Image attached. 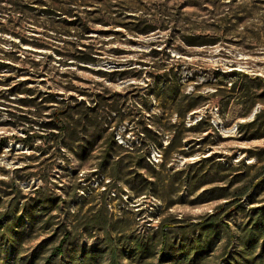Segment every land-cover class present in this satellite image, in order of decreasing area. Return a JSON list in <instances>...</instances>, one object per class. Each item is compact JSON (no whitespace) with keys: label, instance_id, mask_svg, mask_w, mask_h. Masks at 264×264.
I'll use <instances>...</instances> for the list:
<instances>
[{"label":"rangeland","instance_id":"obj_1","mask_svg":"<svg viewBox=\"0 0 264 264\" xmlns=\"http://www.w3.org/2000/svg\"><path fill=\"white\" fill-rule=\"evenodd\" d=\"M19 1L30 7L19 8L12 0H0V61L8 63L0 69V138H4L0 145V188L8 190L16 184L22 194H28L43 186L65 200L68 207L64 209L60 202L52 214L57 222L65 223L71 230L79 249L93 251L96 264H109L101 252L107 247L105 231L102 227H88L86 218L104 202L106 214L111 218L107 231L121 250L118 264H157L162 225H167L170 244L166 249L169 259L162 264H217L226 249L224 233L219 232V240L213 237L210 251L203 255V250L202 257L193 263L180 256L177 245L184 241L195 244L196 232L189 228L180 230L176 225L206 217L220 200L194 203L197 193H185L181 187L165 192V199L155 198L148 191L144 194L130 191L124 182L139 183L149 173L135 166L127 156L119 165L121 178L118 180L97 173L99 159L93 154L100 151L99 142L88 158H76L70 148L57 145L49 130L35 125L32 131L42 138H34L30 148L18 140L25 137L15 108L16 98L21 95H7L12 84L21 80L42 92H56L57 98L64 100L75 97L89 101L90 96L82 95L83 92L102 91L104 87L120 93L124 119L110 120L108 130L126 150L135 154L147 152L145 160L160 170V180L166 181L173 169L200 156L212 155L233 164L240 159L246 164L256 163L244 151L264 149V138L243 139L237 126L250 120L263 105L257 103L250 112H245L235 102L225 104L230 83L221 74L236 70L264 79V0ZM54 8L58 9L56 14L59 10L61 14L40 15L43 10ZM71 21L74 24L70 26L67 23ZM193 36L199 37L195 41L206 44L189 45L188 40ZM84 43L95 49V62H78L71 56L76 54L75 45L80 47ZM168 66L181 78L182 90L206 96L187 114L184 124L187 126L201 118L200 127L210 123L211 128L204 132H185L178 128L188 140L182 148L193 154L184 157L174 153L171 159L163 161L153 143L141 144L138 118L145 113L143 118L150 123L144 105L157 111V102L149 101L145 88L152 82L150 73ZM101 70L118 71L109 80L96 72ZM38 118L42 122L50 119L49 115ZM174 119L171 117V121ZM161 137L165 145L168 135L163 133ZM80 143L73 144V149H80L77 146ZM177 176L172 178L177 180ZM114 185L117 186L112 188ZM173 185L179 187L176 183ZM108 187L111 189L107 190ZM250 195L264 199V190L252 191ZM7 199L3 198L4 203ZM166 199L174 203L168 205ZM242 201L246 202V198ZM245 212L246 208L244 211L231 209L223 215L233 234L243 223ZM38 230L35 227L32 238L19 246L21 252L12 257L14 261L9 259L11 242L5 240L6 233L0 232V264L7 259L11 263L6 264H43L49 253L48 243L44 241L41 246L39 243L47 232L35 237ZM201 243L204 245L205 241ZM24 259L28 262H23Z\"/></svg>","mask_w":264,"mask_h":264},{"label":"trees","instance_id":"obj_2","mask_svg":"<svg viewBox=\"0 0 264 264\" xmlns=\"http://www.w3.org/2000/svg\"><path fill=\"white\" fill-rule=\"evenodd\" d=\"M12 4L19 8H22L21 6L30 7V5H22L19 0H12ZM52 10H43L40 15L52 17L58 9ZM58 14H61L60 10ZM67 24L71 26L74 23L71 21ZM14 36L22 43H27L18 35ZM197 38L199 37L193 36L188 40V44H206L204 41H195ZM79 46L75 45L76 54L71 56L78 62H95L96 59L93 55L95 49L85 43L79 44ZM7 66L8 63L0 61V69ZM117 71L101 70L96 72L101 77L113 80V74ZM221 75L222 78H227L230 83L226 88L229 94L225 104L230 101L235 102L241 105L245 112H250L257 103L263 105L250 120L238 124L240 136L243 139L264 138V79L259 75L251 76L236 70ZM150 76H152V82L146 85L145 94L148 99L150 98L149 101L157 102V111H151L150 105H144V109L148 113L147 119L150 117L151 120L150 123L145 121L146 119L143 118L145 113L140 115L141 119L138 118L142 132L141 144L147 146L149 143H153L160 150L163 161L171 159L174 153L184 157L191 156L193 151L186 152L182 148L188 142L183 131L204 132L211 128V124L207 123L204 127H200L203 123L200 118L186 126L184 124L185 117L195 110L206 96L182 90L181 78L171 66L163 67L156 73L152 72ZM9 95H21L16 98L15 102L18 105L15 108L18 110L16 113L18 124L22 126L25 137L18 140L30 148L35 141L34 138L41 137L32 131L35 125L41 130H49L51 135H54L53 140L57 145L64 149L70 148L76 158H88L90 154H93L96 144L99 142L100 151L96 155L93 154L99 159V167L95 170L97 173L118 180L121 178L119 165L124 161L125 156L135 166L145 169L149 173L139 183L134 180L124 182V187L130 191L137 194H144V191H148L155 198L165 199V195H163L165 192L178 190L181 187L184 188L185 193H197L194 203L220 200L221 202L215 205L214 211L206 217L198 221L176 225L180 230L189 228L192 232H196L195 244L192 243L193 241L178 243L177 248L181 251L180 256L190 259L193 263L197 262L202 257L203 250H205L203 255L210 251L212 238L219 240V232H222L225 234L226 249L217 264H264V199L258 200L255 196L250 195L252 191L264 190V149H246L244 151L248 157L256 161L253 164H246L243 159L233 164L212 155L200 156L178 169H173L166 181L160 180V170L145 160V157L148 156L147 152L146 154H135L126 150L122 144L117 142L113 132L108 130L110 120L124 119L120 93L110 92L104 87L102 91L83 92L82 95L90 96L89 101L75 97L64 100L57 98L58 93L56 92H42L27 86L26 82L21 80L12 84L7 96ZM47 109L50 111L44 114L43 112ZM41 115H49L50 119L45 122L39 121L38 117ZM171 117L175 118L174 121H171ZM178 128L183 131L180 133ZM163 133L169 138L165 145L162 144L161 134ZM3 140L4 138H0V145ZM80 141L81 143L77 145L80 149H73L72 145ZM123 150L126 153H123ZM240 166L242 168H239ZM175 174H178L177 180L172 178ZM175 183L179 187H173ZM116 186L114 185L112 188ZM109 189L111 187L107 188V190ZM4 197L8 198L5 203ZM243 197L246 198V202L242 201ZM166 200L168 205L174 203L171 199ZM60 202L64 209L68 207L65 200H61L43 186H38L28 194H22L16 184L10 186L8 190L0 188V208L3 209L2 212L0 211V232L6 233L5 240L11 242L10 260L21 252L18 249L19 246L24 240L32 238V232L38 226L39 230L35 237L47 232L46 238L39 243V246L44 241L48 243L49 253L44 258L43 264H55L57 261L59 264L97 263V256L93 251L79 249L80 247L75 243L73 233L67 225L55 220L52 212L58 209ZM245 208L244 221L238 226L237 233L233 234L227 221L222 217L228 210L244 211ZM106 211L104 202L101 208L99 207L86 218V222L90 228L102 227L104 229V244L107 247L101 252L107 256L109 264H118L119 251L121 250L107 231L111 218L106 214ZM166 230L167 225L160 227L157 264L167 261L170 256L166 253V249L170 248V244L167 243ZM202 240L205 241L204 245L201 243ZM136 244L138 245V243ZM230 246L233 247L232 251H229ZM138 247L140 246L138 245ZM9 259L1 264L11 263ZM23 262L28 261L24 259Z\"/></svg>","mask_w":264,"mask_h":264}]
</instances>
